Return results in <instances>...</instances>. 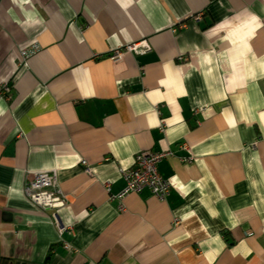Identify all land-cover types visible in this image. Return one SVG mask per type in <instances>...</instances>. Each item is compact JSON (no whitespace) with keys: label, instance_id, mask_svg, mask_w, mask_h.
<instances>
[{"label":"crops","instance_id":"obj_1","mask_svg":"<svg viewBox=\"0 0 264 264\" xmlns=\"http://www.w3.org/2000/svg\"><path fill=\"white\" fill-rule=\"evenodd\" d=\"M2 83L0 264H264V0H0ZM147 149L166 198L110 197ZM53 168L61 233L23 193Z\"/></svg>","mask_w":264,"mask_h":264},{"label":"built area","instance_id":"obj_2","mask_svg":"<svg viewBox=\"0 0 264 264\" xmlns=\"http://www.w3.org/2000/svg\"><path fill=\"white\" fill-rule=\"evenodd\" d=\"M37 44H32L29 47H22L19 49L21 60L27 59L30 55L36 52ZM151 49L150 43L146 39L138 41L127 42L120 47L114 48L109 57L115 61L118 60L124 52L130 53H145ZM183 55L178 56V60H185ZM8 84L2 83L0 85V93L8 90ZM181 146L188 150V146L182 143ZM188 155L182 157V161H192L193 155L188 150ZM171 152L169 150H141L134 156L133 164L128 167L120 168V173L125 180L123 189L110 197L121 198L122 195L128 192H140L147 188L152 195L159 200H164L171 189V182L168 178L163 177L158 170L159 161ZM82 164H86L85 160H81ZM84 170L89 172L86 165ZM24 196L35 205L43 209H51L53 221L61 233L67 228L66 225L60 223L58 219L57 209L65 204V194L61 190L57 182L56 169L27 171L24 186ZM66 249H70L71 245L68 242H63Z\"/></svg>","mask_w":264,"mask_h":264}]
</instances>
